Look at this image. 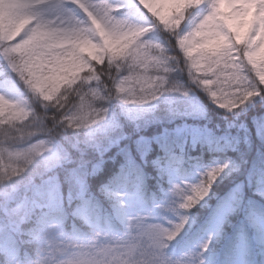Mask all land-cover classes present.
Segmentation results:
<instances>
[{"label": "snow or ice", "instance_id": "6c2138e0", "mask_svg": "<svg viewBox=\"0 0 264 264\" xmlns=\"http://www.w3.org/2000/svg\"><path fill=\"white\" fill-rule=\"evenodd\" d=\"M136 5L143 20L130 25L116 17L114 9L122 5L107 0H0V82L11 83L18 94L0 93V264H27L25 249H31L23 240H41L50 222L75 240L103 236L113 250L107 253L110 264H204L201 253L215 248V237L231 226L243 264H264V182L247 188L237 183L202 210L230 158L206 168L195 184L173 185L184 211L172 208L178 219L163 227L146 222L128 190L159 138L121 145L122 137L108 129L75 140L65 135V129L104 120L109 96L142 104L172 90L165 88L163 73L174 70L186 71L229 111L264 94V0ZM73 8L82 10L86 22ZM151 30L164 33L167 43L141 42ZM133 80L142 87L130 101L134 89L126 85ZM114 146L124 163L104 180L103 156ZM200 237L195 259L164 255L168 242L183 245Z\"/></svg>", "mask_w": 264, "mask_h": 264}, {"label": "trees", "instance_id": "16d2710c", "mask_svg": "<svg viewBox=\"0 0 264 264\" xmlns=\"http://www.w3.org/2000/svg\"><path fill=\"white\" fill-rule=\"evenodd\" d=\"M133 1L136 5V0ZM114 10L116 15L128 11L126 8ZM72 13L76 16L73 9ZM190 24L191 20L184 27L188 28ZM141 42L153 46L165 45L167 38L164 33L151 30L143 35ZM152 51L155 53L160 49L153 47ZM164 51L171 52V48ZM165 66L170 67V61ZM160 73H163V69L157 74ZM163 74L166 77L165 88L172 90L161 91L154 99L142 104H125L118 95L109 96L103 102L107 107L104 120L88 128L64 131L69 139L75 140L89 132L108 129L122 137L121 145H131L141 137L145 141L159 138L160 143L154 150H149L152 153L150 159L146 158L148 162L144 164L138 179L128 185V190L133 193L131 202L144 215L147 223L170 227L169 221L178 219L171 210L172 176L200 179V174L206 168L226 157L230 158L229 168L218 177L209 200L202 207L205 212L237 183L243 182L247 188L249 182L254 187L257 181L264 182V94L254 95L229 111L219 107L203 86L191 81L186 71L180 73L174 70ZM82 87L86 90V81ZM126 87L134 89L129 95L131 101L142 86L133 80ZM34 106L37 111L40 110L38 105ZM59 139L61 143L64 142L62 138ZM153 159L157 163H151ZM123 163L124 158L114 146L104 153L100 175L104 180L109 179ZM233 164L238 165L235 171L232 170ZM92 180L97 181V177H92ZM202 238L183 245L168 242L163 250L164 255L172 261L195 259L194 254L199 251ZM214 243L215 248L201 253L204 264H217V261L219 264H243L231 234V226L216 236Z\"/></svg>", "mask_w": 264, "mask_h": 264}, {"label": "clouds", "instance_id": "9594fccd", "mask_svg": "<svg viewBox=\"0 0 264 264\" xmlns=\"http://www.w3.org/2000/svg\"><path fill=\"white\" fill-rule=\"evenodd\" d=\"M23 243L29 260L27 264H110L107 253L113 251L103 236L75 240L65 228L50 222L39 241L25 237Z\"/></svg>", "mask_w": 264, "mask_h": 264}, {"label": "rangeland", "instance_id": "374dc122", "mask_svg": "<svg viewBox=\"0 0 264 264\" xmlns=\"http://www.w3.org/2000/svg\"><path fill=\"white\" fill-rule=\"evenodd\" d=\"M107 3H109V5H112V6L122 5V7H119L118 9H123V8L128 9L126 13L116 15V17L122 20L124 23L130 24V25H136L142 22L143 17L139 13L138 7L137 5H135L133 0H107ZM73 10L75 11L74 14H76V17L79 20H81L82 23L86 22V17L84 16L82 10L78 8H73ZM0 81H2V79H0ZM0 93H7L9 96H13V97H16L18 95L14 91L11 83H5V82H0ZM198 180L199 179H195V180L187 179V178L180 179L178 176L171 177L172 187L174 184H177V183H180L181 187H184V184L181 182H186L187 184H195L198 182ZM210 195H211V191L209 193V196L207 197L206 202L209 200ZM180 201H182V197L174 195L171 191V206L173 208H176L177 211L182 212V209L178 208V203ZM170 208L168 210H170Z\"/></svg>", "mask_w": 264, "mask_h": 264}]
</instances>
